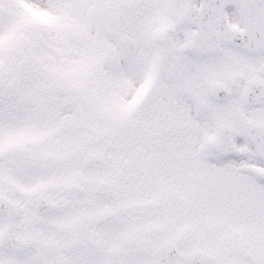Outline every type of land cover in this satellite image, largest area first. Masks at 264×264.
I'll return each instance as SVG.
<instances>
[{"label": "snow or ice", "instance_id": "1", "mask_svg": "<svg viewBox=\"0 0 264 264\" xmlns=\"http://www.w3.org/2000/svg\"><path fill=\"white\" fill-rule=\"evenodd\" d=\"M0 264H264V0H0Z\"/></svg>", "mask_w": 264, "mask_h": 264}]
</instances>
